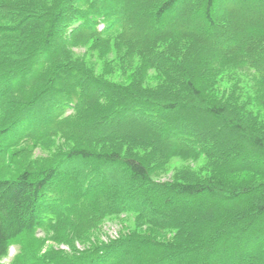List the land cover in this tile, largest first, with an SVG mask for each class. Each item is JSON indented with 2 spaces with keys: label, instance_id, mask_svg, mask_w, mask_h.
<instances>
[{
  "label": "trees",
  "instance_id": "trees-1",
  "mask_svg": "<svg viewBox=\"0 0 264 264\" xmlns=\"http://www.w3.org/2000/svg\"><path fill=\"white\" fill-rule=\"evenodd\" d=\"M74 48L114 55L131 82L103 79ZM35 85L0 131L1 160L11 130L40 123V103L76 114L62 128L74 146L0 177V264L13 247L9 264H44L28 257L39 234L81 241L120 214L165 236L125 234L47 264H264V0H0V99ZM202 156L197 174L153 178Z\"/></svg>",
  "mask_w": 264,
  "mask_h": 264
},
{
  "label": "rangeland",
  "instance_id": "rangeland-1",
  "mask_svg": "<svg viewBox=\"0 0 264 264\" xmlns=\"http://www.w3.org/2000/svg\"><path fill=\"white\" fill-rule=\"evenodd\" d=\"M142 25L145 28L144 25L147 24ZM74 52H76L77 55H85L88 65L91 66L94 72L103 79L124 83L125 85H129L131 82V74L133 70H127L126 68L128 72L123 71L121 69L122 66L118 64L114 55L101 56V51L98 50L93 53H86V49L83 48H74ZM251 77L248 75L243 76L240 86L247 91L248 97L253 104L252 108L258 110L259 108L254 102V99L259 91L256 90L258 89L256 87V79ZM160 81L161 79L159 76L153 71L144 79V84L148 87H156ZM39 86L35 85L32 88H21L22 90L19 94L9 93L5 98L3 97L0 99V131L7 128L17 119L18 113L23 108L22 106L26 105L27 102L37 93ZM230 86L231 83L229 80L225 79L223 87L228 89ZM29 115L31 117L36 115L40 123H34V126L30 131H24L21 135L18 129L11 130V132L6 135L9 137L13 136V138L10 137L11 140L8 138V142L10 143L9 146L11 148L6 150V154L3 156V161L1 160L2 156L0 157V177L2 178H12L16 176L19 171L24 169L27 165L39 166L51 161L54 158H57L61 152H65L74 146V142H70L62 136V128L71 127L76 118V114L67 113L66 115H61L60 112H55L54 108L49 104L43 105V103H40L35 112L32 111ZM259 115L264 118V110ZM219 145L222 146V144ZM249 157L250 159H254V161L259 160L252 153ZM207 160L208 159L203 156L198 160L173 158L165 168L162 171L157 172L153 178L155 180H168L174 177L176 173L197 174L206 167ZM77 168H75L76 172L82 171L81 168ZM70 169L71 168H67V172L72 171ZM64 172L66 171L64 170ZM230 177L237 181H241L244 178L252 181H261L262 179L259 175L237 174ZM134 216V214L108 216L100 221L96 225L97 228L91 231L90 235L85 239L83 238L81 241L78 237H75L73 240L70 238V240L64 241L60 236V232L47 236L39 234V237L42 238L41 244L38 249L31 250L30 255L28 256L30 257V262L36 263L43 258V262L45 261L44 264H47L51 258L55 256L60 258V252H69L74 249L76 251H84L91 245V243L96 244L94 246L104 245L111 241L118 240L125 234H135L136 236L141 235L143 237H150V235L165 236L164 233L159 232L155 228L148 226L140 228V225H138V223L136 224ZM258 226L262 227L263 225L260 223ZM171 233L172 232H166V235L171 237ZM69 243L73 244V246L69 245ZM16 253V249L13 248L6 264H9L11 258H13Z\"/></svg>",
  "mask_w": 264,
  "mask_h": 264
}]
</instances>
